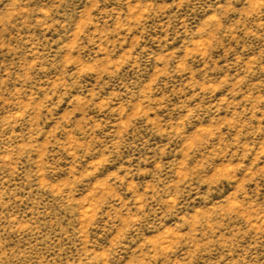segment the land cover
<instances>
[{
    "label": "rangeland",
    "instance_id": "374dc122",
    "mask_svg": "<svg viewBox=\"0 0 264 264\" xmlns=\"http://www.w3.org/2000/svg\"><path fill=\"white\" fill-rule=\"evenodd\" d=\"M0 264H264V0H0Z\"/></svg>",
    "mask_w": 264,
    "mask_h": 264
}]
</instances>
